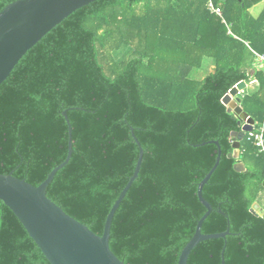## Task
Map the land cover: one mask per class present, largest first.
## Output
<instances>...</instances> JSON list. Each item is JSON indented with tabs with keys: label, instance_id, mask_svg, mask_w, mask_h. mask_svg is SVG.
I'll return each mask as SVG.
<instances>
[{
	"label": "trees",
	"instance_id": "1",
	"mask_svg": "<svg viewBox=\"0 0 264 264\" xmlns=\"http://www.w3.org/2000/svg\"><path fill=\"white\" fill-rule=\"evenodd\" d=\"M12 1L0 0V10ZM213 1L231 33L207 0L92 1L48 31L0 85V174L42 183L67 156L70 126L71 158L46 195L98 235L134 172L138 139L142 164L110 228V249L124 264H178L206 212L197 190L216 140L221 158L202 191L213 209L201 231L229 234L197 244L187 264H223V250L225 264H264V215L250 210L264 209V155L245 133L246 171L234 169L232 133L244 120L222 103L234 85L256 79L238 96L256 129L264 121V68L248 72L264 57V8L249 12L263 0ZM121 49L127 58L101 59ZM205 60L213 70L190 78ZM0 264H50L2 200Z\"/></svg>",
	"mask_w": 264,
	"mask_h": 264
},
{
	"label": "water",
	"instance_id": "2",
	"mask_svg": "<svg viewBox=\"0 0 264 264\" xmlns=\"http://www.w3.org/2000/svg\"><path fill=\"white\" fill-rule=\"evenodd\" d=\"M95 0H14L0 10V85L7 79L21 57L33 47L48 31L60 23L76 9ZM225 2L226 0H221ZM247 87L245 81L234 85L222 98V103L229 112H234L244 120L241 131L232 133L237 137L228 157L237 161L234 169L246 171L240 160V141L245 133L253 129L254 119L241 108L239 92ZM69 124L66 112H63ZM72 132L69 126L68 153L63 162L57 165L46 179L35 186L12 174H0V200L12 210L23 224L29 236L34 240L50 264H124L110 249L109 238L112 218L126 192L137 178L142 160L143 149L138 139L134 140L139 147V155L134 172L125 187L112 205L105 223L103 233L96 234L88 226L67 214L47 195L46 190L55 174L65 166L72 155ZM217 145V157L212 168L198 184L199 201L206 212L198 220L195 233L182 249L178 264H187L189 254L202 241L225 238L229 228L223 232L203 233L201 227L212 211V205L204 198L202 191L217 168L221 150L218 141H210ZM204 144V143H203ZM251 212L260 216L264 209L254 204ZM218 211L223 214L222 210ZM222 251V263L225 264Z\"/></svg>",
	"mask_w": 264,
	"mask_h": 264
},
{
	"label": "built area",
	"instance_id": "3",
	"mask_svg": "<svg viewBox=\"0 0 264 264\" xmlns=\"http://www.w3.org/2000/svg\"><path fill=\"white\" fill-rule=\"evenodd\" d=\"M206 7L211 13H213V14H215L221 18V21L227 26V28L229 29V33H231L230 32V25L226 22V20L223 17L222 8L218 5H216L213 0H207ZM259 59L261 62H264L263 56H259ZM246 133H248V137L254 141V143L258 149V153H261L264 155V121L260 124V126L257 129L253 125V129L249 132H246Z\"/></svg>",
	"mask_w": 264,
	"mask_h": 264
},
{
	"label": "rangeland",
	"instance_id": "4",
	"mask_svg": "<svg viewBox=\"0 0 264 264\" xmlns=\"http://www.w3.org/2000/svg\"><path fill=\"white\" fill-rule=\"evenodd\" d=\"M263 8H264V0L262 2L256 4V5H254L253 7H251L249 9V12L251 15L256 16L260 12V10ZM105 53H106V51L105 52L103 51L100 53L101 59L104 60V57H105V61H108L107 60L108 58H109V61H116V60H120V59H125L128 56L125 53V51L122 49L118 50V51H109L106 54ZM99 62L103 67L105 66V63L104 62L102 63V61H100V59H99ZM108 63L109 62H107V65L110 64V63L109 64ZM208 70H209L208 67H204V66H203V68H194L191 70L189 77L192 79H200L204 74H206L208 72ZM248 84H250V83H248Z\"/></svg>",
	"mask_w": 264,
	"mask_h": 264
},
{
	"label": "crops",
	"instance_id": "5",
	"mask_svg": "<svg viewBox=\"0 0 264 264\" xmlns=\"http://www.w3.org/2000/svg\"><path fill=\"white\" fill-rule=\"evenodd\" d=\"M205 62H208V72L206 74H208L209 72H211L213 70V65L212 64H209V61L205 60ZM204 62V64H205ZM252 68H249L248 69V72L252 75L253 72H254V69L256 68H264V62H261L260 59H259V56H257L256 59H254L253 61V64H252ZM206 74H204L200 79H202ZM257 82H256V79H253L250 81V84H247V88L249 89H253L255 86H256Z\"/></svg>",
	"mask_w": 264,
	"mask_h": 264
}]
</instances>
